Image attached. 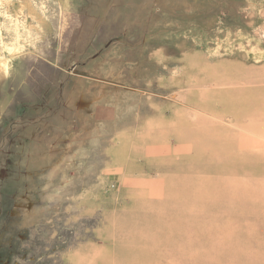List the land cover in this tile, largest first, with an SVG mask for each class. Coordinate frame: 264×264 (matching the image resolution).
<instances>
[{"label": "rangeland", "instance_id": "374dc122", "mask_svg": "<svg viewBox=\"0 0 264 264\" xmlns=\"http://www.w3.org/2000/svg\"><path fill=\"white\" fill-rule=\"evenodd\" d=\"M0 264H264V0H0Z\"/></svg>", "mask_w": 264, "mask_h": 264}]
</instances>
